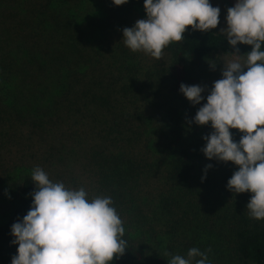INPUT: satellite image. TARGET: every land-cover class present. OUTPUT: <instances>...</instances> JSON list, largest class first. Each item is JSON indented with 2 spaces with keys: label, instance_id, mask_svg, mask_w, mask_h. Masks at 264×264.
<instances>
[{
  "label": "trees",
  "instance_id": "obj_1",
  "mask_svg": "<svg viewBox=\"0 0 264 264\" xmlns=\"http://www.w3.org/2000/svg\"><path fill=\"white\" fill-rule=\"evenodd\" d=\"M90 3L92 17L84 20L79 11L82 4ZM144 3L129 0L115 6L112 0H0V82L8 90L14 89L13 95L17 89L28 88L19 95L26 93L31 107V134L41 129L49 136L64 137L59 147L66 154L85 152L89 164L104 173L106 190L123 201H134L135 180L162 171L160 176L169 193L160 198L159 208L164 224L178 225L170 233L173 242L181 233L186 235L183 228L191 222L196 200L208 207L227 197L230 203L221 211L231 210L235 256L245 264H264V221L250 219L246 207L252 194L228 190V181L238 166L208 160L202 152L206 145L203 137L213 129L211 124L197 126L193 121L211 90L202 93L201 104L193 106L187 101L176 113H166L168 117L159 119L144 92L150 85L137 84L136 67L120 44L106 43L122 24L118 22L122 14L127 11L128 15ZM236 47L240 55L251 51L248 45ZM169 50L174 62L167 70L168 86L176 99L184 96L181 84L192 86L203 75L208 79L214 76L220 67L217 55L236 51L214 29L202 33L191 28L186 29L181 42L171 43ZM109 60L118 66L116 70ZM151 76L149 73L145 78L150 80ZM149 126L154 129L149 131ZM86 128L96 135L90 144L78 139ZM157 130L161 134L158 143L152 142ZM209 164L212 167L205 172ZM31 174L15 181L16 205L6 222L0 224V264H12L18 254L11 228L23 221L33 204L36 186ZM192 237H200V232L192 230ZM123 239L127 241L124 255L110 264L170 261L164 252L148 250L142 239L128 234Z\"/></svg>",
  "mask_w": 264,
  "mask_h": 264
},
{
  "label": "clouds",
  "instance_id": "obj_2",
  "mask_svg": "<svg viewBox=\"0 0 264 264\" xmlns=\"http://www.w3.org/2000/svg\"><path fill=\"white\" fill-rule=\"evenodd\" d=\"M112 2L121 6L128 0ZM144 9L146 19L123 29V43L156 60L171 43L183 40L186 29L203 33L219 24L220 8L209 0H145ZM226 24L220 34L236 51L223 61L222 79L214 82L193 122L211 124L213 132L203 137L202 152L208 160L238 166L228 190L251 193L249 218L264 221V0H237L227 9ZM240 44L251 46V51L240 55ZM204 91L199 85H180L193 106L201 104ZM230 129L243 133L239 143ZM211 167L207 165L205 172ZM31 179L36 186L33 204L23 221L11 228L12 243L18 245L12 264H110L124 255L125 228L110 196L89 199L84 188L53 182L40 167L32 170ZM208 252L211 249L193 247L186 258L174 255L168 264H210Z\"/></svg>",
  "mask_w": 264,
  "mask_h": 264
},
{
  "label": "rangeland",
  "instance_id": "obj_3",
  "mask_svg": "<svg viewBox=\"0 0 264 264\" xmlns=\"http://www.w3.org/2000/svg\"><path fill=\"white\" fill-rule=\"evenodd\" d=\"M236 2L237 0H209L213 7L220 8L219 24L214 29L215 31L221 33V29L227 27V9L234 7ZM91 5L92 3L89 5L82 4L79 13L85 17L84 20L92 17L91 13H93L92 9L94 8ZM146 18L144 7H137L128 15L126 11L122 14V19L118 21L122 24L119 25L116 32L107 37L106 43L117 42L126 51L127 56L131 58L136 67L137 84L139 86L142 84L150 85L144 89V92L149 96V101L154 105L159 119H161L168 117L166 113H176L174 111L180 110L188 100L185 96L176 99L169 92L167 70L169 65L174 62L169 50L171 44L164 49L162 58L156 60L143 52H132L123 43V29L131 28L137 20ZM80 22L78 21L79 24ZM109 49L112 51V48ZM122 55L123 52L118 56ZM217 57L220 67L214 76L208 79L203 75L201 81L196 84L204 87L206 92L212 90L215 81L222 79L223 61L232 59L231 55L225 54L217 55ZM108 64L113 67V70L118 67L113 66L110 60ZM149 73H152L150 80L145 78L146 74ZM27 89V87L17 89L16 95H13L14 89L8 90L0 82V224L6 222L16 205L15 181L34 168L40 167L53 182H63L67 188L74 190L84 188L89 199L95 196H110L114 202L113 206L123 221L125 234L142 239L148 250H160L169 253V260L174 255H181L186 258L188 250L196 247L202 252L211 249V252L207 253L210 264H245L235 256V240L231 231L233 225L231 210L226 209L228 212L221 211L222 207L225 208V204L230 203L227 197L219 198L216 205L208 207L204 206L203 201L196 200L197 205L191 208L193 210L189 220L191 222L185 224L183 228L186 235L181 233L173 242L170 233L174 229L177 230L178 225L164 224L159 208L160 198L169 193L168 185L166 186L164 178L160 176L162 171H157L153 176L146 174L135 180L136 182L133 184L135 189L133 196H136L134 201L131 203L128 199L123 201L117 197V194L106 190L108 181L103 180L104 173L97 171L93 165L89 164V157L85 152L78 151L73 154H66L59 147L65 141L64 137L49 136L41 129L40 131L37 129L31 134L29 127L32 117L31 107L27 105L28 99L24 97L26 93L19 95V92H27ZM119 98L116 97L117 100ZM112 103H115V99ZM151 128L153 126H149L148 130ZM230 131H232L233 140L239 143L243 133L237 129H230ZM156 132L157 134L152 137V142L158 143L161 134L158 130ZM94 137H96L95 132L89 129L84 131L78 139H85V144L87 142L90 144ZM94 143H97V139ZM108 155L109 153L105 152L103 154L106 157ZM179 217L181 216L176 218ZM195 229L200 232L198 238L192 237V230Z\"/></svg>",
  "mask_w": 264,
  "mask_h": 264
}]
</instances>
